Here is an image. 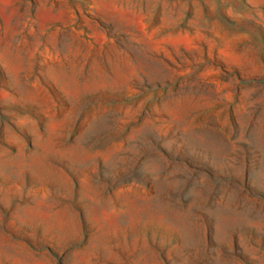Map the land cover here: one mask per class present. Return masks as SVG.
<instances>
[{"label": "rangeland", "instance_id": "obj_1", "mask_svg": "<svg viewBox=\"0 0 264 264\" xmlns=\"http://www.w3.org/2000/svg\"><path fill=\"white\" fill-rule=\"evenodd\" d=\"M0 264H264V0H0Z\"/></svg>", "mask_w": 264, "mask_h": 264}]
</instances>
